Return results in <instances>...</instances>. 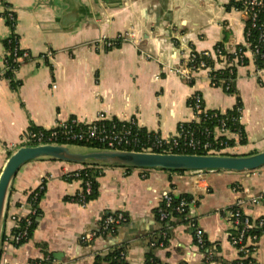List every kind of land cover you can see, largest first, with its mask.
I'll return each mask as SVG.
<instances>
[{
  "label": "crops",
  "instance_id": "0c3cea01",
  "mask_svg": "<svg viewBox=\"0 0 264 264\" xmlns=\"http://www.w3.org/2000/svg\"><path fill=\"white\" fill-rule=\"evenodd\" d=\"M6 1L16 13L19 47L36 60L16 70L18 90L0 74V173L32 126L50 130L73 118L135 120L139 127L169 140L181 123L196 120L189 106L195 93L201 94L206 110L223 114L241 100L240 123L247 144L231 136L235 144L227 149L229 155L264 152V69L257 68L251 52L246 54L250 63L238 67L234 94L213 86L209 69L196 73L193 84L171 71L192 49L213 52L223 40L230 51L246 46L248 18L232 0ZM10 34L0 11V71ZM120 35H127L128 41L112 48L104 43ZM225 66L226 62L216 63L215 68ZM81 167L45 160L21 168L9 194L5 234L15 226L13 216L28 214L23 207L29 195L45 179L47 184L30 241L20 247L4 243L3 254L12 263L30 264L51 254L55 264H93L96 255L122 249L127 264H145L152 241L163 228L156 212L163 196L172 193L188 195L191 201L183 221L173 218L168 245L156 249L157 257L165 264L210 259L195 242L194 229H202L217 259L209 263L231 264L239 253L230 242L227 211L241 200L246 217L257 221L264 216V205L251 203L264 189V167L244 173L106 167L98 178V197L85 206L75 201L82 183L65 179ZM234 185L242 187L239 192ZM117 212H123L128 222L115 235L98 237L90 246L81 243L82 235L100 229L106 214ZM254 258L264 264V235L255 245Z\"/></svg>",
  "mask_w": 264,
  "mask_h": 264
},
{
  "label": "built area",
  "instance_id": "2783aa9c",
  "mask_svg": "<svg viewBox=\"0 0 264 264\" xmlns=\"http://www.w3.org/2000/svg\"><path fill=\"white\" fill-rule=\"evenodd\" d=\"M236 5L237 9H240L247 18L251 19L255 25L260 13L264 11V0H232ZM0 11L1 15L7 23L8 21L12 23V26H15L17 23L16 13L10 5H7L6 0H0ZM8 25V24H7ZM12 26H8L11 34L8 40L11 42L13 39L12 36H15V32L12 29ZM262 38L264 39V32L262 33ZM121 41L124 43L128 41L127 35H120L115 40L104 41L108 45L109 48L116 46V41ZM250 43L246 39V47H249ZM6 50L5 57V67L3 71H0V74L4 76L5 72L9 69L7 65V58L14 57V61L18 63H24L25 61H34L35 58L32 55L19 47L18 39L14 41V50ZM21 54L19 55V53ZM248 52L244 53L246 56ZM205 55H212L213 58L216 59V52H204ZM252 54V53H251ZM51 53L44 54L41 56L42 60L50 57ZM148 58H152L151 55L147 54ZM193 58V59H192ZM195 59L194 55L189 54L187 58H185L181 63L171 70L176 75L181 77L184 81L192 84L194 82V75L202 70H207L208 68L204 62L200 64H195L193 60ZM16 72V71H15ZM14 72V73H15ZM189 106L195 113L196 120L190 123H181L178 128L177 135L171 139H165L161 137L158 133L155 134L154 142L149 143L150 147L148 150L140 151V152H154L155 149L161 148H170V149H180L182 154H189L190 152H204L207 151L209 154H221L216 152L218 148L215 146L217 143H213L210 141V137H214L216 141L219 137L224 136H235L240 138V132H231L230 129L227 128L226 121L221 119L218 122L214 132L205 128L200 133L205 136L204 139L198 136V131L193 128L184 127V124H192L202 122L203 117L206 119L218 118V115H225L219 112H214L209 114L210 111L205 109L203 98L201 94L195 93L191 97L189 101ZM137 130H141V127L137 124L135 120L122 122L113 119H106L104 117H100L95 121L82 122L73 118L65 122L58 123L55 127L50 130L40 129L39 131H34L29 128L23 138H22V146H32V145H41V144H80V143H98L102 145V148L110 149V150H125V148H136L141 145L145 148L147 145H144L140 142L138 137ZM148 133H153L149 132ZM217 139H216V138ZM218 145L221 147L222 152L227 151L229 147L226 142H220ZM147 149V148H145ZM129 151V150H125ZM136 151V150H130ZM104 168L102 169L103 172ZM101 172V174H102ZM78 176V175H77ZM47 180L45 179L41 185L39 186L40 191L44 190L45 183ZM82 182V181H81ZM238 186V185H236ZM235 191V190H234ZM93 193V184L91 181L85 182V190H81V192L77 196V202L80 205H87L86 196L91 195ZM36 198V197H35ZM34 198V199H35ZM163 201L166 206H170L173 202V197L170 193H166L163 196ZM251 203L258 205H264V189L252 197ZM243 202L240 200L237 204H235L231 209L227 211V217L231 224L232 230L234 231L233 235L230 236L231 245L237 250L239 254H244V257L249 258V264H257L254 258L255 245L257 244L260 234L253 233V231L259 230L262 235H264V218H259L257 221H252L249 217H246L242 211ZM188 207V203L185 200H182L177 207L178 212H182L184 208ZM28 209V214L24 217L21 216H13V222L20 221L22 219H26V229L23 230L18 235H11L7 242L13 245L14 247L21 246V242L27 239L28 229L32 225L31 217L36 213V209L32 207V205L27 201V204L23 207ZM160 211V219L161 221L169 220L168 213ZM128 222L127 216L123 212H118L115 216L110 215L109 213L105 215L103 221L101 223V227L98 231H93L90 233H86L81 236V243L84 245L90 246L92 242L101 235L105 236H113L117 228L121 225ZM162 241H156L152 244V247L155 249L164 248L165 243L164 240L167 238V232L164 231L161 234ZM195 242L198 247L203 248L206 246V238L205 232L202 229H197L195 231ZM5 243V242H4ZM4 250V249H3ZM0 264H14L11 260L3 254L2 260ZM30 264H55L54 258L51 254H45L43 257L37 261H33ZM60 264V263H59Z\"/></svg>",
  "mask_w": 264,
  "mask_h": 264
},
{
  "label": "trees",
  "instance_id": "16d2710c",
  "mask_svg": "<svg viewBox=\"0 0 264 264\" xmlns=\"http://www.w3.org/2000/svg\"><path fill=\"white\" fill-rule=\"evenodd\" d=\"M7 5H9L7 3ZM232 6L239 7V5H236L232 1ZM235 7V8H236ZM237 9V8H236ZM240 10V9H239ZM7 26H12L11 22H7ZM12 29L15 32L16 25L12 26ZM264 32V11L260 13V16L258 17V20L256 21L255 25L251 19L246 20V27H245V34H246V39L250 43L249 47H246L244 45L238 46L235 51H230L226 47V41L223 40L221 43L217 44L216 47L214 48V51L216 52V59L212 57V55H205L204 53H199L196 50L192 49L191 54L194 55L195 59L193 62L195 64H200L201 62H204L208 68L211 69L210 72V78L212 85L215 87H222L224 90H226L228 93H236V89L234 88V81L237 78V72H238V67L239 66H247L250 63V60L247 56L244 55L246 52H251L253 55V60L255 65L259 70L264 69V39L262 38V33ZM13 39L12 41L9 42L8 40L4 41L5 48L8 50H14V41L16 40V37L18 39V36L15 34V36H12ZM121 41H116V46H120ZM21 52L19 53V55ZM193 59V58H192ZM26 62V61H25ZM226 62V66L221 68V69H216V63H223ZM7 65H8V70L5 72L4 77L11 82V86L13 90H18L21 86V81L15 80V71L19 69V67L22 65V63H18L14 61V57H8L7 58ZM194 83V82H193ZM192 83V84H193ZM242 110H243V105L240 99L237 100V105L235 106L234 109L228 111L227 113H224L225 115H218V118H213V119H206L203 117L202 122L200 124L198 123H192V124H184V127L189 128L193 127L198 131V136L202 139L205 138L204 135H202L200 132L203 131L205 128H208L209 130L213 131L215 130L216 126L218 125V122L221 119H224L226 121L227 128L230 129L231 132H240L241 137L239 140V143L242 145L247 144V136L245 133V130L243 126L240 123V118L242 115ZM214 112L218 111H210L209 114H212ZM221 113V112H219ZM223 114V113H222ZM32 130L34 131H39L40 128L32 126ZM138 132V139L140 140L141 143L144 145H147V149L143 148L141 146L136 147V148H130L127 147L125 150H136V151H145L148 150L150 147L149 143L154 142L155 139V134L154 133H148L147 130L141 128V130H137ZM216 138V137H215ZM217 139V138H216ZM210 141L213 143H217L215 145L218 150L216 152L221 153L222 155H229L227 151L221 150V147L218 145L220 142H226L228 147H232L235 144V141L231 136H224V137H219L216 141L214 140V137H210ZM79 146H87V147H99L102 148L103 146L98 144V143H80L76 144ZM154 152L158 153H175V154H182L183 152L176 148V149H170V148H161V149H154ZM189 154H195V152H190ZM197 154L200 155H207L209 152L204 151V152H198ZM103 167H95V166H82L79 170L66 174L65 179L67 181H82V190H85V182L86 181H91L93 184V193L91 195L86 196L87 203L91 200H94L98 197L99 192V183H98V178L101 177V172H102ZM131 170V169H127ZM144 172H148L150 170L142 169ZM171 173V172H170ZM172 173H186V172H172ZM78 175V176H77ZM46 184L44 190L40 191L39 189L34 190L28 198V202L32 205L34 209H36L35 215L33 214L31 217L32 220V225L28 229V236L27 239L22 241L21 246L23 244H26L30 241V239L33 236V233L35 229L37 228L38 225V219L41 216V209L39 207L41 200L45 196L46 192ZM173 197V202L170 206H166L165 202L163 201L162 206L157 210L156 216L158 218V221L162 223L163 228L162 230L155 236V238L152 241V244L155 243L156 241H162L161 234L166 231L167 232V238L164 240L165 247L168 245L172 229H173V218H180L179 220H184L186 217V210L188 207L184 208L182 212L177 211V207L179 206L180 202L182 200H185L187 203L191 201L190 197L188 195H182L181 197H176L174 194L170 193ZM78 196V195H77ZM36 197V198H35ZM35 198V199H34ZM75 201L77 202V197H75ZM160 209L162 211L168 213L169 215V220H164L161 221L160 219ZM118 213V212H117ZM117 213H109L110 215H116ZM261 218H264L261 217ZM255 222V221H254ZM15 226L12 229L10 234H5L4 242H7L8 238L12 235H18L21 233L23 230L26 229V224L27 221L26 219H22L20 221H17L14 223ZM118 229V228H117ZM195 231L197 229H194ZM117 230L115 231L114 235L116 234ZM234 231L232 230V235ZM253 233H257L262 235L261 231L256 230L253 231ZM99 237H102L99 235ZM105 237V236H103ZM151 244V250L147 254L145 264H165L163 263L156 255V249L152 247ZM210 244L206 242V246L201 248L204 253L208 255V258L210 259H205L200 262V264H210L209 262L217 260L212 254L210 249ZM20 247V246H18ZM124 250L122 249H113L110 251H107L105 253H101L99 255H96L94 258V263L93 264H127L125 260V254L123 253ZM210 260V261H209ZM250 259L244 257V254H239V258L232 262L231 264H249ZM185 264V263H182Z\"/></svg>",
  "mask_w": 264,
  "mask_h": 264
},
{
  "label": "water",
  "instance_id": "95a60500",
  "mask_svg": "<svg viewBox=\"0 0 264 264\" xmlns=\"http://www.w3.org/2000/svg\"><path fill=\"white\" fill-rule=\"evenodd\" d=\"M45 160L80 166L146 169L164 172L244 173L257 171L264 167V152L234 156L110 150L76 144L21 146L10 154L0 173V263L3 256L12 183L23 166L31 162Z\"/></svg>",
  "mask_w": 264,
  "mask_h": 264
},
{
  "label": "rangeland",
  "instance_id": "374dc122",
  "mask_svg": "<svg viewBox=\"0 0 264 264\" xmlns=\"http://www.w3.org/2000/svg\"><path fill=\"white\" fill-rule=\"evenodd\" d=\"M241 188H242L241 186H236V185L233 186V189L238 192L240 191Z\"/></svg>",
  "mask_w": 264,
  "mask_h": 264
}]
</instances>
